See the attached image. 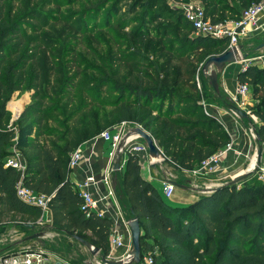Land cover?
Listing matches in <instances>:
<instances>
[{
    "label": "trees",
    "instance_id": "1",
    "mask_svg": "<svg viewBox=\"0 0 264 264\" xmlns=\"http://www.w3.org/2000/svg\"><path fill=\"white\" fill-rule=\"evenodd\" d=\"M186 1L0 0V225L10 217L27 226L43 213L17 194L21 173L6 165L12 148L26 164L24 184L51 196L55 224L109 255L113 221L87 207L70 180L75 149L128 122L193 171L230 143L206 113L197 82L199 68L228 50L229 39L195 34ZM198 1L221 22L240 19L262 0ZM103 37L112 43L107 57L87 61L81 49L102 45ZM238 80L257 100L252 111L264 146V65H248ZM24 89L31 101L12 122L8 104ZM141 167L140 156L128 153L118 177L130 216L133 209L140 220L142 256L154 254L155 264H264V182L257 174L180 207Z\"/></svg>",
    "mask_w": 264,
    "mask_h": 264
},
{
    "label": "crops",
    "instance_id": "2",
    "mask_svg": "<svg viewBox=\"0 0 264 264\" xmlns=\"http://www.w3.org/2000/svg\"><path fill=\"white\" fill-rule=\"evenodd\" d=\"M259 20L260 24L264 25V12L260 15ZM250 34H253L254 37L264 39V27L251 31L247 35ZM239 45H243L245 51H247L246 49H248V46L246 44L240 42ZM250 58H256V60H253L250 64H258L260 67L263 66L264 48L257 52L255 56L254 54H250ZM245 64L246 61L228 64L223 73L218 76L221 91L224 96H234L236 88L240 84L238 76L244 69ZM211 90L210 84L209 86L204 85L201 88L203 93L202 102L204 109L206 113L213 115L225 127L233 143V149L228 151L223 157L220 170L216 175L197 174L194 173V170H183L167 158L163 165L153 166L149 161L148 153L139 154L142 164V176L146 180L150 181L163 195L164 181L170 180L176 184L174 194L170 198L165 197L171 204L176 206H190L201 194L204 193L203 190L224 184L234 176L244 173L253 166L252 159H256L258 143L255 133L262 124L252 111V107L257 103V100L254 99L253 96L247 98L246 106L249 108L248 111L250 112V117L242 118L231 110L222 99L216 96V94L215 97L211 96ZM31 94L32 93L29 92L28 95L26 97L24 96L22 99L24 101V105L29 103L28 101H31ZM240 100L242 101L243 99L240 98ZM11 109L9 110L14 115L15 111ZM13 121L14 119L12 118V122ZM136 141L139 142L140 140ZM82 148L84 151V160H82L77 167L72 168L70 180L78 186V184L88 175H94L96 177L98 184L94 185V187H97L98 190L95 191V195L99 198L103 197L101 201V208L106 210L105 216L110 218L113 222L117 221L119 223V232L123 236L124 240V246L113 251V255L117 258L121 256L123 257L130 252L132 248L130 229L123 223L122 220V218L128 219L131 217V205L124 191L121 177H118L117 185H115L114 182V150L112 148V143L110 140L102 138L99 134L98 136L86 141L82 145ZM12 151L15 154L18 152L15 148H12ZM126 161L127 156L123 160V167L121 171H124ZM107 175L110 176L109 182L105 181ZM111 190L114 191L113 195L109 194ZM34 225L36 226L35 229H32L30 226L29 228L28 226L25 228L30 229L32 232L31 235L39 232L44 233V236L41 239H38L39 246L47 247L52 245L59 250L66 246H69L70 248L71 244L68 243L65 236H72L69 235L66 230L60 229L55 224L52 211L46 214L43 222H38ZM59 234H61L62 238H59ZM31 235L26 237L25 240L27 242L32 241V239L29 238ZM72 238L75 239L74 237ZM43 243L45 244L43 245ZM51 247L49 248L51 249L49 250L51 253H54L55 256L68 261L64 256L59 254V252H56V249ZM60 251L63 253L66 252L63 249ZM74 252L76 253L75 250ZM77 254L78 253H76V255ZM73 255L75 254L73 253ZM50 260H53V258ZM88 263L96 264L93 263V261H89Z\"/></svg>",
    "mask_w": 264,
    "mask_h": 264
},
{
    "label": "built area",
    "instance_id": "3",
    "mask_svg": "<svg viewBox=\"0 0 264 264\" xmlns=\"http://www.w3.org/2000/svg\"><path fill=\"white\" fill-rule=\"evenodd\" d=\"M187 19L191 22L194 33L208 36L214 39H229V48L234 45H239L242 35H247L251 31L258 30L264 25L260 24L259 17L264 12V0L254 3L248 8L244 9L242 12V17L240 19H227L221 22H212V20L206 15L204 7L195 3H187L182 5ZM256 60V58H249L246 60L244 69L250 65V63ZM203 66V64H202ZM202 66L198 70L197 82L201 89L202 85L200 82V73ZM252 96L251 89L247 83H240L236 88L235 94L232 97L235 103L243 109L248 114L250 113L249 108L246 106L247 98ZM240 98L243 100L241 101ZM131 123L123 122L120 126L108 129L100 134L104 139L111 140L112 148L115 151L118 144L120 143L123 135L130 128ZM137 125V124H136ZM233 149V143L230 141L224 148L219 150L216 154L205 159L200 167L194 170V173L204 174V175H216L220 170V165L223 157L226 153ZM128 153L140 154L148 153V148L145 143L134 141L127 145L125 155ZM84 160V151L82 146L78 147L71 153L69 166L72 168L77 167L81 161ZM7 166H12L16 168L20 173V179L17 182V194L19 198L26 204L30 206L39 207L42 210V217L39 218L35 223L28 222V224H36L38 222H43L47 213L51 211L50 202L51 196L45 193L37 192L24 184L23 176L26 169V164L23 161L21 155H13L7 160ZM254 174H257L258 178L264 182V160L254 167ZM110 176L107 175L105 178L106 182H109ZM96 177L94 175H88L83 181L78 184V188L82 197L84 198L85 204L91 210L96 211L101 215H106V210L101 208V201L103 197H96L95 191L98 190ZM176 189V184L173 181L166 180L163 185V193L166 198H170ZM109 194L113 195L114 191L111 190ZM108 209V207H107ZM123 223L129 227V218H122ZM119 223L117 221L113 222V226L110 233V246L111 252L107 255L110 259H121L130 255L128 252L123 257L117 258L113 255V251L124 246L123 236L119 232ZM157 251H155L156 253ZM53 258V260H50ZM0 264H70L68 261L55 256L44 246L31 247L28 246L22 252L10 253L4 256H0ZM98 264H103L98 262ZM140 264H155L154 254L147 253L142 256Z\"/></svg>",
    "mask_w": 264,
    "mask_h": 264
},
{
    "label": "water",
    "instance_id": "4",
    "mask_svg": "<svg viewBox=\"0 0 264 264\" xmlns=\"http://www.w3.org/2000/svg\"><path fill=\"white\" fill-rule=\"evenodd\" d=\"M264 48V40L260 43L256 48L253 49L254 52H257ZM250 51H245L243 45H234L229 48L225 52L213 55L209 57L202 66V74L205 78L208 79L209 84L214 89L217 97L222 99L226 105L237 113L242 118H249L250 115L241 109L234 101L231 96H224L221 91L220 83L218 80V76L223 73L224 69L228 64L246 61L250 58ZM10 106V105H9ZM24 107L18 113L14 112L13 119L16 120L21 113L23 112ZM256 140L258 143V149L256 153V161L255 165H258L264 159V146L261 143V137L259 131H256ZM143 140L148 148L149 161L153 166L163 165L166 161V156L163 151L158 146L156 140L152 136V134L147 131L144 127L140 125H135L130 127L127 132L123 135L120 143L118 144L116 150L114 151V182L115 185L118 183V174L122 170L123 167V159L126 151L127 145L136 141ZM251 167L244 173L234 176L231 180L224 184L217 185L215 187L208 188L203 190V194L212 193L214 191L220 190L224 187H230L235 184H239L240 182L246 180L251 175L254 174V167ZM132 216L129 218L128 225L131 233V242L132 248L130 251V255L121 259H110L107 257L105 253L101 252V248L94 245L92 242L80 237L74 232L66 231L69 235L74 237L80 243L85 245L93 255H101V260L103 264H140L142 260V249H141V224L138 217L134 214L133 209H131ZM28 227L30 226L32 229H35L36 226L34 224H26ZM44 236L43 232L34 233L29 238L30 239H41ZM45 243H43L44 245Z\"/></svg>",
    "mask_w": 264,
    "mask_h": 264
},
{
    "label": "rangeland",
    "instance_id": "5",
    "mask_svg": "<svg viewBox=\"0 0 264 264\" xmlns=\"http://www.w3.org/2000/svg\"><path fill=\"white\" fill-rule=\"evenodd\" d=\"M187 3H195V4H199L203 6L202 2L198 0H188L184 2L183 5H186ZM252 35L253 34L242 35L240 42L246 44L248 46L247 47L248 49L246 50L250 51L251 54L252 55L254 54L255 56L256 53L259 52L260 50L257 52H254L253 49L256 48L260 43H262L264 39L254 37V35L253 36ZM103 41L104 42L102 43V45H92V47H85L81 49L87 61H93L95 57H103V58L107 57L109 50L112 47V43L110 39L107 37H103ZM200 82H201L202 87L204 85L209 86L208 79L202 75L200 76ZM211 89H212L210 92L211 96L215 97V91L213 90L212 87ZM28 93L29 91L25 89L23 91H18L17 93H15L13 99L8 104V108L11 109L10 107H11L12 102L22 101L24 96L26 97ZM28 102L30 103V101ZM29 103H26L24 107ZM135 125L136 124H131L130 127L135 126ZM140 142L145 143L143 140H140ZM125 158H126V155H124V159ZM122 172L123 171H121L120 174ZM9 219L10 217L6 218L5 220L6 222L3 225H0V256H4L10 253L22 252L25 249H27L29 245H31V247L38 246V239H32V241H28V242L25 240L26 237H28L32 233L30 229H28L29 227L25 228L26 226H24L23 223L20 224V223L14 222V220H9ZM59 235H60L59 238H62L61 234ZM65 238L68 241V243L71 244L70 248L69 246L64 247L63 245H61L64 247L61 249H63L66 252L63 253L60 251L61 249L59 250L55 246H52V245L51 246L54 249H56V252H59V254L64 256L71 264H89L88 263L89 261H93V263H96V264H98V262H102L101 255H97V256L93 255L85 245H83L82 243H79L77 240L73 239L70 236H65ZM51 246H47L48 248L47 247L45 248H47L48 250H51L49 249ZM74 250L76 251V253H78L77 255L74 252ZM73 253L75 255H73ZM102 253H104L103 250H102Z\"/></svg>",
    "mask_w": 264,
    "mask_h": 264
},
{
    "label": "bare ground",
    "instance_id": "6",
    "mask_svg": "<svg viewBox=\"0 0 264 264\" xmlns=\"http://www.w3.org/2000/svg\"><path fill=\"white\" fill-rule=\"evenodd\" d=\"M23 107H24V101L23 100L22 101H14L11 103V108H13V110L16 113L20 112ZM255 161H256V159L253 158L252 159V163H254L253 166L255 165Z\"/></svg>",
    "mask_w": 264,
    "mask_h": 264
}]
</instances>
